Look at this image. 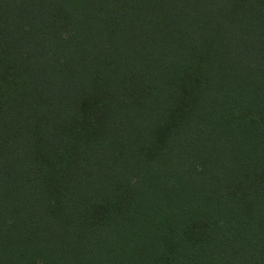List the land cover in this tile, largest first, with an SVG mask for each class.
<instances>
[{"label": "trees", "instance_id": "obj_1", "mask_svg": "<svg viewBox=\"0 0 264 264\" xmlns=\"http://www.w3.org/2000/svg\"><path fill=\"white\" fill-rule=\"evenodd\" d=\"M0 264H264V0H0Z\"/></svg>", "mask_w": 264, "mask_h": 264}]
</instances>
